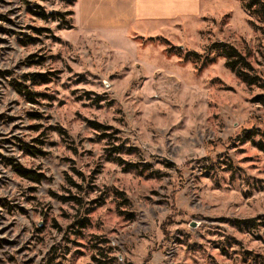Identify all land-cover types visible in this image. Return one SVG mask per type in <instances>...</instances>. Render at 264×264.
Here are the masks:
<instances>
[{
    "label": "rangeland",
    "instance_id": "obj_1",
    "mask_svg": "<svg viewBox=\"0 0 264 264\" xmlns=\"http://www.w3.org/2000/svg\"><path fill=\"white\" fill-rule=\"evenodd\" d=\"M26 1L0 2V264H264L260 6L131 26L102 0Z\"/></svg>",
    "mask_w": 264,
    "mask_h": 264
},
{
    "label": "trees",
    "instance_id": "obj_2",
    "mask_svg": "<svg viewBox=\"0 0 264 264\" xmlns=\"http://www.w3.org/2000/svg\"><path fill=\"white\" fill-rule=\"evenodd\" d=\"M20 2L26 4L27 6H29V3L26 0H19ZM62 1H66V0H62ZM240 1H246V7L247 8H251L253 6H260L259 8V12H263L261 13L262 16H264V3H261L260 0H240ZM0 2H3V0H0ZM35 9H29V12L38 18L41 19H47L48 17H53L54 18V14L49 15L48 13H46L42 7H39L38 5H34ZM69 15H72V13H70ZM4 18L0 16V21H2ZM34 32L36 35H41L42 32H44L41 29H34ZM27 40H31V42H34L35 39H27ZM25 44V43H23ZM211 51L215 52V53H219V55L223 58L226 59V67L229 68L232 72H234L239 78H241L244 82H246L248 85H254L256 84V81L254 80V77H252L250 75V71H251V65L248 62V60L246 59V57L240 52L238 51L235 47L225 44V43H214L211 48ZM6 76V74L0 72V77H4ZM38 77L40 79L41 83H46L47 78H45L44 75H28V78L32 80H34L33 78ZM264 80V79H261ZM17 87V91L20 95L23 96H27L29 101H32L33 99H31L30 97V93L29 90L27 89V87L21 85V84H16L15 85ZM255 100H260V102H264V97H257ZM33 102V101H32ZM93 125V124H92ZM95 126V125H93ZM94 128V127H93ZM99 129L100 127H95V129ZM258 132H252V133H248L247 136L245 137L246 139H250L253 138L254 136L258 135ZM264 137V135H262ZM257 148L260 149L261 151L264 152V144L263 142H258L256 144ZM26 151L28 152V154L33 156V153H31L29 151V148H26ZM40 153V152H39ZM7 164L10 165V167L12 168V170L21 178L26 179L32 183H40L41 180L43 179L42 175H37L36 173L26 170L23 167H21L20 165L16 164L14 161L12 160H7ZM245 223H248V221H246Z\"/></svg>",
    "mask_w": 264,
    "mask_h": 264
},
{
    "label": "crops",
    "instance_id": "obj_3",
    "mask_svg": "<svg viewBox=\"0 0 264 264\" xmlns=\"http://www.w3.org/2000/svg\"><path fill=\"white\" fill-rule=\"evenodd\" d=\"M108 11H119L130 25L157 23L196 16L201 0H102Z\"/></svg>",
    "mask_w": 264,
    "mask_h": 264
}]
</instances>
